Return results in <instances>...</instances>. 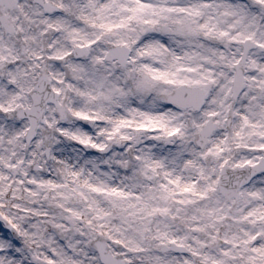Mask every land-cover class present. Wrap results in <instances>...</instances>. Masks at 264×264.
Here are the masks:
<instances>
[{"label":"snow or ice","instance_id":"6c2138e0","mask_svg":"<svg viewBox=\"0 0 264 264\" xmlns=\"http://www.w3.org/2000/svg\"><path fill=\"white\" fill-rule=\"evenodd\" d=\"M0 264H264V0H0Z\"/></svg>","mask_w":264,"mask_h":264}]
</instances>
